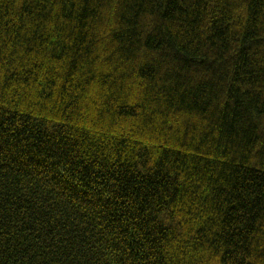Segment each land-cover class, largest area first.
<instances>
[{
  "label": "trees",
  "instance_id": "1",
  "mask_svg": "<svg viewBox=\"0 0 264 264\" xmlns=\"http://www.w3.org/2000/svg\"><path fill=\"white\" fill-rule=\"evenodd\" d=\"M0 264H264V0H0Z\"/></svg>",
  "mask_w": 264,
  "mask_h": 264
}]
</instances>
